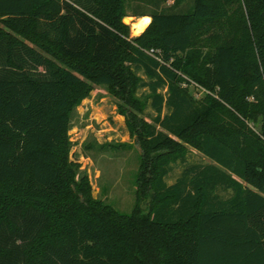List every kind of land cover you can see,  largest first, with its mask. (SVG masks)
Segmentation results:
<instances>
[{
    "label": "trees",
    "instance_id": "16d2710c",
    "mask_svg": "<svg viewBox=\"0 0 264 264\" xmlns=\"http://www.w3.org/2000/svg\"><path fill=\"white\" fill-rule=\"evenodd\" d=\"M130 1L0 0V264H264V0H150L137 36ZM92 84L143 149L131 213L69 158Z\"/></svg>",
    "mask_w": 264,
    "mask_h": 264
},
{
    "label": "rangeland",
    "instance_id": "374dc122",
    "mask_svg": "<svg viewBox=\"0 0 264 264\" xmlns=\"http://www.w3.org/2000/svg\"><path fill=\"white\" fill-rule=\"evenodd\" d=\"M175 2L160 0L159 7H170ZM192 3V0H181L174 10L187 9ZM157 6L150 0H132L127 4L128 15L124 18L128 17L132 36L141 34L150 22L148 14L142 17L135 15V11L149 13ZM193 90L196 95H202L201 91ZM144 91L145 88L141 89ZM152 112L149 108L148 115ZM69 140V158L78 165L79 174L87 176L93 197L111 204L120 212L131 213L136 204V180L143 149L131 134L126 116L119 110L118 99L106 86L92 84L89 93L74 108ZM189 149L186 160L173 165L166 178L169 184L177 180L186 165L213 162L198 149L191 146Z\"/></svg>",
    "mask_w": 264,
    "mask_h": 264
},
{
    "label": "water",
    "instance_id": "95a60500",
    "mask_svg": "<svg viewBox=\"0 0 264 264\" xmlns=\"http://www.w3.org/2000/svg\"><path fill=\"white\" fill-rule=\"evenodd\" d=\"M124 22H125L126 24H130V22H129V20H128V17H125V18H124Z\"/></svg>",
    "mask_w": 264,
    "mask_h": 264
},
{
    "label": "crops",
    "instance_id": "0c3cea01",
    "mask_svg": "<svg viewBox=\"0 0 264 264\" xmlns=\"http://www.w3.org/2000/svg\"><path fill=\"white\" fill-rule=\"evenodd\" d=\"M142 17H146V16H142ZM147 17L150 18V22H151V17H150V16H147ZM139 21H141V17L139 18L138 22H139ZM150 22H149V23H150ZM148 25H149V24H148ZM227 194H229V193H227Z\"/></svg>",
    "mask_w": 264,
    "mask_h": 264
}]
</instances>
